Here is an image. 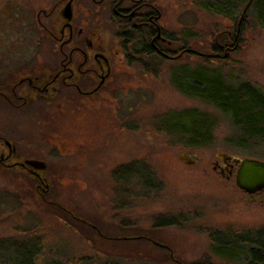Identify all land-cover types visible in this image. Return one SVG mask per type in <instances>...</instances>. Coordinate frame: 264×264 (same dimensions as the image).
Masks as SVG:
<instances>
[{
	"label": "rangeland",
	"instance_id": "obj_1",
	"mask_svg": "<svg viewBox=\"0 0 264 264\" xmlns=\"http://www.w3.org/2000/svg\"><path fill=\"white\" fill-rule=\"evenodd\" d=\"M159 1L163 29L195 55L144 67L122 63L108 94L93 102L68 100L21 114L0 107L2 132L36 147L48 176L40 199L34 182L0 169V241H9L0 242V264L251 262L248 247L233 258L218 257L213 240L264 234V210L244 204L234 177L227 180L213 167L222 155L264 162V140L247 138L223 113L183 95L171 78L178 68L203 65L216 37L237 21L201 7V0ZM57 2L0 0V79L43 46L35 16ZM237 46L228 58L212 59L209 69L228 84L247 82L264 92V29L254 18L243 19ZM193 111L212 129L209 145L199 149L169 130L170 117ZM134 175L143 180L130 184Z\"/></svg>",
	"mask_w": 264,
	"mask_h": 264
},
{
	"label": "flooded vegetation",
	"instance_id": "obj_2",
	"mask_svg": "<svg viewBox=\"0 0 264 264\" xmlns=\"http://www.w3.org/2000/svg\"><path fill=\"white\" fill-rule=\"evenodd\" d=\"M66 6L69 19L64 15ZM242 11L244 14L245 10ZM242 20L239 16L235 29L216 37L212 53L206 57L226 59L235 52ZM35 21L43 46H37L31 61L13 71L11 77L0 79V107L15 114L39 111L68 100L93 102L108 94L122 63L144 67L161 60L173 62L178 56L195 55L187 48H179L176 39L163 29L159 0H58L50 8L39 10ZM228 158L218 156L213 170L227 180L233 177L235 180L239 160ZM31 161L47 166L36 147L30 149L21 137L13 138L0 128L1 171L34 182L41 199L48 181L46 168L34 169L28 164ZM238 192L244 204L264 210V189L253 194ZM76 220L79 226L86 224ZM245 233L254 240L253 235L258 232ZM27 246L32 250L33 245ZM250 250L256 251L254 245Z\"/></svg>",
	"mask_w": 264,
	"mask_h": 264
},
{
	"label": "trees",
	"instance_id": "obj_3",
	"mask_svg": "<svg viewBox=\"0 0 264 264\" xmlns=\"http://www.w3.org/2000/svg\"><path fill=\"white\" fill-rule=\"evenodd\" d=\"M234 2L235 5H233ZM247 2L249 4L245 7ZM241 3L240 7H243L242 9L245 12L242 14L241 9L240 16L243 19L246 17L254 18L259 27L264 29V0H212L211 2L201 0L200 6L205 8V5H207L208 10L211 7L215 10L214 12L227 16L236 22L237 19L234 16L237 10H240L237 5ZM242 27L243 20L239 22L240 31ZM212 63H214V60L207 57L203 65L196 67L194 70L178 68L172 72L173 85L183 95L207 103L223 113L247 138L264 140V92L247 82L234 85L228 84L221 75L209 69V66H214ZM169 122L172 124L169 129L170 132L178 135L187 148L199 149L209 145L212 129L210 121L205 115L195 111L187 112L170 117ZM129 171V168L126 169L127 174ZM141 178L135 175L131 176L129 178L130 184L134 181L143 180ZM101 232L106 234V232ZM245 234L247 233L216 235L213 240L217 249L215 254L219 255L218 257L225 254L224 258L229 259L235 255L238 256L240 246L245 247L246 251L248 247L247 256L252 257L249 264H254V262L264 264V235L258 232L253 235L254 240H250L249 236ZM253 245L256 251L251 253L249 248ZM224 248H227L229 253H223L222 249ZM233 248H236V252H232ZM147 251L156 252L150 248ZM36 264L41 263L38 261Z\"/></svg>",
	"mask_w": 264,
	"mask_h": 264
},
{
	"label": "water",
	"instance_id": "obj_4",
	"mask_svg": "<svg viewBox=\"0 0 264 264\" xmlns=\"http://www.w3.org/2000/svg\"><path fill=\"white\" fill-rule=\"evenodd\" d=\"M64 15L67 19L70 18L68 6L64 8ZM222 157L229 159L225 155H222ZM179 160H184L187 165L193 163L186 156H180ZM28 164L38 170L46 168L42 162L31 161ZM235 186L238 190L247 194H253L264 189V162L256 160L239 161V167L235 175ZM45 189L47 190L48 187L45 186Z\"/></svg>",
	"mask_w": 264,
	"mask_h": 264
}]
</instances>
